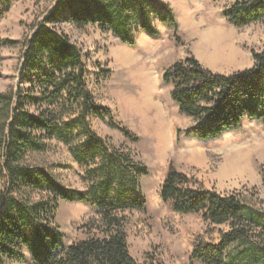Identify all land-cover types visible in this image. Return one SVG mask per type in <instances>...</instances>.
Listing matches in <instances>:
<instances>
[{
    "label": "trees",
    "instance_id": "trees-1",
    "mask_svg": "<svg viewBox=\"0 0 264 264\" xmlns=\"http://www.w3.org/2000/svg\"><path fill=\"white\" fill-rule=\"evenodd\" d=\"M11 4L0 0V12ZM223 14L237 26L249 25L264 18V0H237ZM156 21L178 26L162 0H56L36 24L25 43L16 88L0 92V264L25 260L26 253L36 264H160L131 256L126 218L120 215L145 209L141 181L148 167L91 126L89 115L105 119L110 110L88 88L90 54L57 28L62 22L94 25L133 46L141 33L158 35ZM18 43L0 39V45ZM253 56L252 67L231 74L212 72L194 56L164 70L162 79L172 85L173 101L194 120L187 137H221L247 116L264 125V51ZM53 140L62 142L82 169L85 190L66 186L52 169L32 161ZM262 175L264 188V170ZM160 194L177 212L227 226L218 243L195 246L192 261L264 264V208L239 193L194 189L187 175L172 166ZM62 200L94 207L100 214L97 232L66 244L56 219Z\"/></svg>",
    "mask_w": 264,
    "mask_h": 264
},
{
    "label": "rangeland",
    "instance_id": "rangeland-1",
    "mask_svg": "<svg viewBox=\"0 0 264 264\" xmlns=\"http://www.w3.org/2000/svg\"><path fill=\"white\" fill-rule=\"evenodd\" d=\"M55 1L12 0L8 10L1 6L0 39L20 43L0 45V92L16 88L25 43ZM162 1L174 12L177 28L156 21L158 35L141 33L133 46L94 25L81 28L62 22L57 28L90 54L88 88L95 101L110 110L105 119L89 115L91 126L148 167L141 181L145 209L120 212L126 218L131 256L140 263L205 264L190 259L192 250L200 244L218 243L227 226L211 224L200 214L175 211L161 198L162 183L172 166L187 175L194 189L239 193L264 208V125L247 116L237 129L221 137L207 141L187 137L185 131L194 120L180 112L172 99L173 87L163 82L162 75L188 56L215 73L231 74L252 67L253 52L264 51V18L235 25L223 13L237 0ZM216 44L234 47L238 53L232 59L228 53L213 59ZM31 159L52 169L70 188L85 190L88 186L62 142L51 141L48 150ZM56 219L66 244L85 239L100 226L97 210L79 201H60ZM9 264L36 263L26 253L25 260Z\"/></svg>",
    "mask_w": 264,
    "mask_h": 264
},
{
    "label": "bare ground",
    "instance_id": "bare-ground-1",
    "mask_svg": "<svg viewBox=\"0 0 264 264\" xmlns=\"http://www.w3.org/2000/svg\"><path fill=\"white\" fill-rule=\"evenodd\" d=\"M230 44V43H229ZM215 45V44H214ZM234 46V45H233ZM213 47V46H212ZM214 51V50H213ZM215 54H214V57H213V59L215 58H219V57H221V55L223 56L224 55V53H225V55H226V53H228L227 55V57L228 58H230V59H232L233 57H235L236 56V53H238V51H236V48H234V47H231L230 49L229 48H227V47H220L219 45H217L216 44V46H215ZM213 53V52H212Z\"/></svg>",
    "mask_w": 264,
    "mask_h": 264
}]
</instances>
